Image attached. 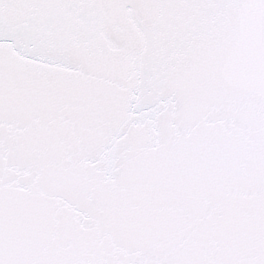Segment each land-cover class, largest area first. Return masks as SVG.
<instances>
[{
  "label": "snow or ice",
  "instance_id": "obj_1",
  "mask_svg": "<svg viewBox=\"0 0 264 264\" xmlns=\"http://www.w3.org/2000/svg\"><path fill=\"white\" fill-rule=\"evenodd\" d=\"M0 264H264V0H0Z\"/></svg>",
  "mask_w": 264,
  "mask_h": 264
}]
</instances>
